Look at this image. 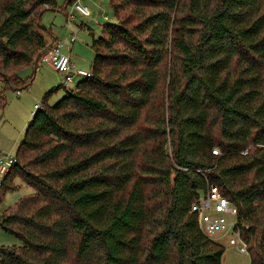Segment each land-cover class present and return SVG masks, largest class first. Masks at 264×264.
<instances>
[{
  "label": "trees",
  "instance_id": "16d2710c",
  "mask_svg": "<svg viewBox=\"0 0 264 264\" xmlns=\"http://www.w3.org/2000/svg\"><path fill=\"white\" fill-rule=\"evenodd\" d=\"M109 4L91 75L43 95L1 179L0 203L15 175L32 192L0 213L21 242L0 264H221L191 210L207 182L264 264V0ZM56 7L0 0V110L6 88L29 87L17 70L36 68Z\"/></svg>",
  "mask_w": 264,
  "mask_h": 264
},
{
  "label": "rangeland",
  "instance_id": "374dc122",
  "mask_svg": "<svg viewBox=\"0 0 264 264\" xmlns=\"http://www.w3.org/2000/svg\"><path fill=\"white\" fill-rule=\"evenodd\" d=\"M66 1L56 0L59 10H45L40 22L46 27L48 41H57L61 45L60 51L70 55L76 69L90 72L94 55L90 46L92 38L103 34L104 23H115L113 10L109 0H79V3L86 6L89 11L88 16H82L72 7L75 0H71L70 4H66ZM72 36L74 41L70 46L69 38ZM17 74L23 80L30 77L32 80L26 89L4 90L6 104L0 110V154L3 155L16 153L24 137L27 123L35 111L34 105H40L41 98L46 92L63 83L62 75L47 63L38 62L35 69L33 65H23L18 68ZM80 80L81 77H73V80L65 85L66 87L60 86L52 91L47 96L46 102L50 105L54 104L65 94V89L74 88ZM4 87L0 82V90ZM161 90L165 93L164 84ZM2 177L0 175V180ZM12 182L16 189L4 193L0 203V213L8 206H12L21 196L32 192L19 175H15ZM211 239L224 248L221 264H249V251L240 253L234 245L228 244L226 237L223 236H213ZM0 245L19 246L21 242L16 236L0 228Z\"/></svg>",
  "mask_w": 264,
  "mask_h": 264
},
{
  "label": "built area",
  "instance_id": "2783aa9c",
  "mask_svg": "<svg viewBox=\"0 0 264 264\" xmlns=\"http://www.w3.org/2000/svg\"><path fill=\"white\" fill-rule=\"evenodd\" d=\"M73 9L82 16H88L86 6L75 0ZM74 41V37L70 38ZM61 45L57 42H50L39 54L38 62L47 63L63 77V85H67L73 77L88 78L90 72L76 69L69 54L60 51ZM66 87V86H65ZM40 105L35 104L34 109ZM216 153L215 150L212 151ZM244 150L242 154H246ZM16 161L15 154H0V175H5ZM1 182V180H0ZM195 213L200 231L208 237L223 236L227 243L234 245L240 253H247V244L241 235V229L237 225V208L220 191L219 187L207 182L203 192L191 205Z\"/></svg>",
  "mask_w": 264,
  "mask_h": 264
},
{
  "label": "crops",
  "instance_id": "0c3cea01",
  "mask_svg": "<svg viewBox=\"0 0 264 264\" xmlns=\"http://www.w3.org/2000/svg\"><path fill=\"white\" fill-rule=\"evenodd\" d=\"M69 40H70V38H69ZM71 44H72V42L70 41V42H69V45L71 46ZM36 67H37V65H36Z\"/></svg>",
  "mask_w": 264,
  "mask_h": 264
}]
</instances>
